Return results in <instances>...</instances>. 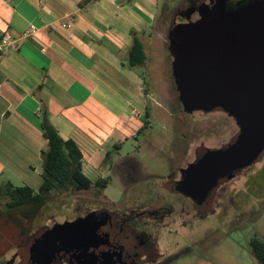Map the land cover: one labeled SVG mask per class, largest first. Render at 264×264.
Masks as SVG:
<instances>
[{"label":"crops","instance_id":"crops-1","mask_svg":"<svg viewBox=\"0 0 264 264\" xmlns=\"http://www.w3.org/2000/svg\"><path fill=\"white\" fill-rule=\"evenodd\" d=\"M0 0V40L17 49L0 53V178L42 182L45 116L60 135L74 138L91 174L109 148L137 137L148 121L149 92L141 66L129 64L132 32L153 34L155 2L142 0ZM73 16L69 27L63 26ZM31 25L34 35L24 37ZM156 32V30H155ZM148 59V55H147ZM150 98V99H149ZM138 124V125H137ZM93 165V166H90ZM90 166V167H89Z\"/></svg>","mask_w":264,"mask_h":264},{"label":"water","instance_id":"water-1","mask_svg":"<svg viewBox=\"0 0 264 264\" xmlns=\"http://www.w3.org/2000/svg\"><path fill=\"white\" fill-rule=\"evenodd\" d=\"M210 0L181 13L168 32L172 76L186 112L222 108L240 131L235 141L207 151L189 168L181 188L197 201L228 172L248 167L264 152V0L228 8ZM184 18V20H183ZM192 174V175H191ZM92 215L57 222L31 244L35 264H52L61 249L80 244Z\"/></svg>","mask_w":264,"mask_h":264},{"label":"rangeland","instance_id":"rangeland-1","mask_svg":"<svg viewBox=\"0 0 264 264\" xmlns=\"http://www.w3.org/2000/svg\"><path fill=\"white\" fill-rule=\"evenodd\" d=\"M155 2V24L153 34H142L147 44V63L140 70L152 97L149 100L148 121L137 128V137L123 139L119 148H109L115 153L114 168L109 169L90 165L94 168L90 176L93 180L109 177L108 185L97 195V189L74 190L64 194H53L51 201L41 208L34 219L28 236L53 226L66 219L82 215L91 206L93 198L119 200L126 190L127 179L123 167L116 162L124 157H131L140 164L141 174L148 177L161 174L170 169V162L181 157L179 152H171L170 145L179 143L178 130L182 107L172 76V56L168 50V32L172 26L174 13L185 0H153ZM139 6L147 9L142 0ZM234 7V6H233ZM156 30V32H155ZM189 122L204 125H233L235 119L227 112L214 110L210 113L201 111L188 116ZM187 120L185 122H188ZM229 131L219 137H206L209 142L228 139ZM89 166V167H90ZM251 190L234 194L223 202L216 213L207 215L204 228L189 232L201 240L198 246L188 247V251L171 264H259L251 252L250 240L254 236L264 239V152L252 168L249 169ZM144 177V178H146ZM0 178V184L5 182ZM153 180V179H147ZM16 185L27 184L26 180H12ZM235 188L245 185V174L234 180ZM247 192V193H246ZM27 236V237H28ZM19 241L24 244L25 240ZM9 249L0 250V264H13L15 251L20 243ZM24 245H22L23 247Z\"/></svg>","mask_w":264,"mask_h":264},{"label":"flooded vegetation","instance_id":"flooded-vegetation-1","mask_svg":"<svg viewBox=\"0 0 264 264\" xmlns=\"http://www.w3.org/2000/svg\"><path fill=\"white\" fill-rule=\"evenodd\" d=\"M185 1L174 13L172 24L179 16L183 17L181 13L185 14L193 6L196 11L192 19H197L198 6L210 2ZM247 1L229 0L227 7L231 8L237 3L242 5ZM218 109L224 111L222 108L197 111L210 113ZM181 110L182 123L178 127L181 139L179 143L175 141L169 146L171 152H179L181 157L170 162L167 172L148 177L141 174L140 164L133 158L128 156L117 161L116 165L123 167L127 179L122 197L119 200L93 198L88 210L74 218L93 214L89 234L78 246L57 252L52 264H171L186 253L188 247L200 244L198 236L189 235V232L203 229L207 215L216 213L229 197L233 200L234 194L251 190V184L249 186L248 183L249 169L263 153L250 166L226 173L209 190L206 199L197 201L182 191L190 175L191 165L197 163L207 151L225 147L235 141L240 129L237 123L236 127L217 124L199 126L188 121V116L197 111L189 113L183 107ZM227 131L230 133L228 139L217 142L206 140V137L216 138ZM114 165L113 162L110 168H114ZM244 174L245 185L235 188L233 181ZM48 228L28 236L24 244L18 245L13 264H35L31 257V244Z\"/></svg>","mask_w":264,"mask_h":264},{"label":"trees","instance_id":"trees-1","mask_svg":"<svg viewBox=\"0 0 264 264\" xmlns=\"http://www.w3.org/2000/svg\"><path fill=\"white\" fill-rule=\"evenodd\" d=\"M88 1L83 0L82 3ZM132 37L129 64L143 65L147 60L144 43L137 32L133 31ZM42 129L48 147L41 152L43 171L40 186L16 185L11 181L0 184V250L3 252L28 236L34 219L51 201L53 194L95 186L98 195L108 185L109 177L92 179L85 169L84 153L79 143L74 138H63L47 116L43 119ZM111 158L107 153L103 165L111 166ZM250 247L257 262L264 264V239L252 237Z\"/></svg>","mask_w":264,"mask_h":264},{"label":"built area","instance_id":"built-area-1","mask_svg":"<svg viewBox=\"0 0 264 264\" xmlns=\"http://www.w3.org/2000/svg\"><path fill=\"white\" fill-rule=\"evenodd\" d=\"M68 20L63 23V26L69 27L73 21V16L71 14H67ZM37 28L34 25H31L29 28H27L24 32V37L32 36L36 33ZM18 42L17 39H15L11 34L5 33L1 40H0V53L6 54L11 49H17Z\"/></svg>","mask_w":264,"mask_h":264}]
</instances>
